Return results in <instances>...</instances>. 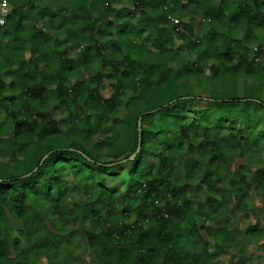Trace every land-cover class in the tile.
Masks as SVG:
<instances>
[{
    "label": "trees",
    "instance_id": "trees-1",
    "mask_svg": "<svg viewBox=\"0 0 264 264\" xmlns=\"http://www.w3.org/2000/svg\"><path fill=\"white\" fill-rule=\"evenodd\" d=\"M7 3L0 25V118L6 116L0 119V264H34L38 257L62 264L65 255L70 261L67 248L77 222L89 223L79 236L96 264H219L202 231L220 249L229 232L198 224L186 184L171 178L174 172L180 179L197 178L209 213L216 210L209 202H232L245 213L251 191L264 196V167H232L236 153L250 163L264 162V45H256L254 56L248 49L255 31L264 32V0H131L140 12L135 25L111 0H71V14L43 0ZM197 15L208 20L207 29L196 27ZM46 28L64 29L67 42L84 46L80 55L69 57L56 39L49 44ZM237 28L240 37L233 34ZM112 29L137 57L125 53L118 61L120 43L97 39ZM129 31L137 38L146 34L143 43L130 40ZM183 50L195 59H178ZM95 56L115 77L108 97L98 89L101 73L93 75V85L68 79L77 64ZM4 75L9 89L18 88L16 95H2ZM183 79L197 86L208 82L209 93L182 94ZM125 88L133 95L117 117ZM50 101L67 109L62 127L47 109ZM92 102L99 111H91ZM187 114L194 118L184 124ZM185 144L190 156L180 160L175 153ZM138 146L131 160L120 162ZM124 164L129 169L122 191L108 176ZM69 178L83 192L71 205ZM119 205L125 218L135 211L136 219L114 217ZM67 220L70 228L64 227ZM260 226L256 220L246 232L256 234Z\"/></svg>",
    "mask_w": 264,
    "mask_h": 264
},
{
    "label": "rangeland",
    "instance_id": "rangeland-1",
    "mask_svg": "<svg viewBox=\"0 0 264 264\" xmlns=\"http://www.w3.org/2000/svg\"><path fill=\"white\" fill-rule=\"evenodd\" d=\"M75 1V0H74ZM91 1V0H86ZM185 1V0H184ZM44 3L48 4L53 9H60L64 8V14H71L70 8H71V0H43ZM213 2L217 3L218 0H213ZM111 6L115 9H119L122 6L124 9L120 12L121 14L130 13L129 16L133 17L132 23L136 24V19L139 16L140 12L138 9L132 8L131 0H111ZM146 9V8H145ZM90 13L95 16V11L91 10ZM177 18V17H176ZM175 17H172L173 21L176 19ZM179 18V17H178ZM110 20L113 19V15L109 17ZM126 19V18H125ZM45 21H49L48 17H45ZM28 25H32L33 22L31 20H27ZM210 26V23L208 20L202 19L200 15H197L196 18V27L200 28L202 27V30L207 29ZM111 34H107L106 36H98L97 39L102 41L105 39H116L117 42L120 43L121 47V54H118L116 56V59L119 61L122 58V55L125 53H132L134 57H137L138 53H133L131 47L128 46V43L123 39L119 37L118 32L115 29L111 30ZM44 33L48 36V42L51 44L55 39L57 40V46L59 49H66L69 57L75 58L76 56H79L83 47L80 49L79 47H76V45L67 42L66 41V33L64 29L58 28H46L44 30ZM242 33L241 28H237L234 31V35L236 37H240ZM255 35L257 38L255 41H253L251 44L248 45L249 49V55L254 56L255 55V47L257 44H263L264 45V32L262 30H256ZM128 37L130 40L135 41L137 43H143L144 39L146 38V34L142 35L141 37L137 38L134 33H131L129 31ZM180 42L178 40H175L174 47H176ZM150 47V45H147ZM151 48V47H150ZM110 49H108L105 52V55H108L110 53ZM25 55L28 56V51L25 52ZM256 57V56H255ZM179 58H183L185 60H194L195 56L191 52H186L183 50L181 54L179 55ZM13 64V63H12ZM172 69L174 68V62L170 63ZM16 65V64H15ZM96 73L102 74V81L100 85L98 86L99 92L102 96L108 97L111 92L112 88L110 86L111 82L115 80L114 76H111L110 72L102 67V63L99 59V57L95 56L94 58L90 59L87 63H79L75 67V69L69 74L68 79L69 82L72 83L76 80H84L88 85H93L94 80L92 79L93 75ZM5 87L1 89V93L4 97H10L14 96L18 92V88L15 89H9L8 82L9 77L7 75L3 76ZM189 80V79H188ZM251 81H254V79L251 78ZM183 85L181 88H179V91L183 94L185 92H190L194 95H206L209 93V83L205 82L202 85H189V81L186 79H183L182 81ZM238 95L242 94V79L238 80ZM53 88V86H52ZM261 98L264 100V87L260 90ZM133 95L131 90H128L125 88V94L122 96V103L118 106V110L116 113L117 117L123 116L127 109L124 108V103L126 100H128ZM203 106V104H202ZM204 107V106H203ZM90 108L92 112L99 111L98 104L95 102H92L90 104ZM47 109L50 112L51 117L59 120L60 125L62 127V118L67 115V109L64 106H61L60 104L50 101L47 104ZM6 116L4 114L1 115V120L5 119ZM194 116L191 114H187L185 118L182 120V123H188L191 120H193ZM206 125V123H203ZM108 125H111V120L108 122ZM221 134L224 131L220 130L217 131V134ZM226 132V131H225ZM109 134V131L105 132H98L94 136H92V140L95 141L98 138H103L106 135ZM196 142V140L194 141ZM264 152V151H263ZM175 156L179 158L180 160L186 159L190 156V152L186 148V144L183 146L182 149L178 150L175 153ZM6 161H12L10 158H5ZM255 162V161H254ZM249 162L244 157H241L239 154H234L233 160H232V167L236 168L238 166H246L251 172H254L255 170L264 167V162L256 161ZM116 164V163H115ZM114 164V165H115ZM129 169V165H119L114 172L112 171L111 174L108 176L109 184L113 187L119 188L122 191L123 185L122 182L126 180V174L127 170ZM182 171V170H181ZM182 175L184 172L182 171ZM171 180L185 183L186 184V192L188 197L192 199L195 206V216L198 224L205 223L207 225H210L214 228H220L224 227L229 232V234L226 235L227 239V246L223 249L215 247V239L208 238L206 234L202 231V235L205 239H207L209 243V250L211 253H215V257L218 259L219 264H264V196L260 195L259 193H256L255 191H251L250 195L248 197V208L245 213H243L241 210H239L236 205L232 202H228L226 206L220 207L216 203L209 202V204H212L215 211H211L210 213L206 211L205 209V202L207 201V193L205 190V187L202 185L201 182L195 177H192L190 179H185L183 176L180 179V176L174 172ZM78 182L75 180H72L69 178V196L66 199V203L71 205L73 202L79 201L83 197V192L80 190V188L76 187ZM79 184V183H78ZM80 185V184H79ZM226 186V183L224 184ZM129 195V194H127ZM199 197V202L196 200V198ZM123 206L119 205L116 210L114 211V217L118 218L121 222H129L134 221L136 219L137 213L135 211L129 212V217L125 218V216L122 213ZM256 220L260 221L261 225V231L256 234H251V232H246L248 225L253 224ZM14 227L18 228L20 227V223L14 222ZM65 228H70L72 225L70 221H65ZM86 226L83 225L82 222H77L74 226H72V235L70 242L68 244V252L71 254L70 261L66 258V255L64 256V260L62 264H96L94 255L92 251L82 243L80 240V232L82 229L87 227L89 223L85 222ZM30 264H33V260L30 259ZM34 264H47L45 257H38L34 260Z\"/></svg>",
    "mask_w": 264,
    "mask_h": 264
},
{
    "label": "built area",
    "instance_id": "built-area-1",
    "mask_svg": "<svg viewBox=\"0 0 264 264\" xmlns=\"http://www.w3.org/2000/svg\"><path fill=\"white\" fill-rule=\"evenodd\" d=\"M10 7L7 3V0H0V25L4 22V16L9 12ZM176 22L177 19H174Z\"/></svg>",
    "mask_w": 264,
    "mask_h": 264
},
{
    "label": "water",
    "instance_id": "water-1",
    "mask_svg": "<svg viewBox=\"0 0 264 264\" xmlns=\"http://www.w3.org/2000/svg\"><path fill=\"white\" fill-rule=\"evenodd\" d=\"M138 149H139V146L137 147L136 151H135L131 156H129V157L126 158V159L121 160L120 162H124V161H127V160H131V159L134 157V155L136 154V152L138 151ZM43 159H44V158H43ZM115 163H116V162L111 163L110 165H114ZM36 169H37V167H35L31 172H28V173L24 174L23 176H27V175L31 174V173L34 172Z\"/></svg>",
    "mask_w": 264,
    "mask_h": 264
}]
</instances>
